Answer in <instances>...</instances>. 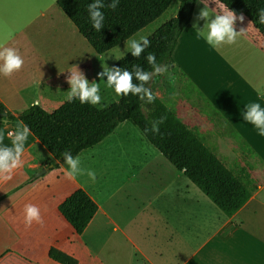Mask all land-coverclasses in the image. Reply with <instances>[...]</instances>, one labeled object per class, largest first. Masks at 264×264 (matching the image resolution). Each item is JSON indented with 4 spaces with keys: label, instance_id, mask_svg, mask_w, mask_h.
Here are the masks:
<instances>
[{
    "label": "crops",
    "instance_id": "obj_1",
    "mask_svg": "<svg viewBox=\"0 0 264 264\" xmlns=\"http://www.w3.org/2000/svg\"><path fill=\"white\" fill-rule=\"evenodd\" d=\"M58 1L0 0V50L13 48L24 59L20 71L10 77L0 76V101L16 117L33 106L55 112L69 101L70 71L78 68L89 84L99 86L107 77L105 68L111 69L130 53L126 42L106 53L117 52L116 62L101 67L102 55L83 38ZM174 6L175 11L160 27L176 17L180 8L177 1L165 15ZM204 9L209 10L208 19L200 17ZM217 14L206 3H197L191 24L173 54L175 66L186 78L180 81L170 72L165 77L174 87L183 86L187 95L193 91L238 139H222L210 132L201 138L229 170L258 189L249 202L233 217H227L129 119L115 132L131 123L147 149L128 156L130 171L125 173L134 191L125 192L124 199L132 200L122 203L120 197L116 201L123 187L119 192L110 189L108 201L100 204L92 183L81 184L74 175L68 176L72 173L69 163H57L58 167L52 164L51 154L21 122L0 119V148H11L18 135L26 137L21 166L0 175V264H59L49 257L53 248L78 264H105L107 250L108 264H119L114 252L120 245L130 252L123 264H264V137L244 120L246 105L259 102L264 107L259 95L264 92V37L244 17L243 22L237 19L235 29L246 33L233 45L212 49L197 34H203ZM158 27L151 31L147 27L131 39H148ZM162 70L153 75L150 90L165 103L170 95L164 97L162 88L170 90ZM169 98L177 106L165 104L185 123L179 116V101L174 96ZM115 99L118 102L120 97ZM228 142L240 144L238 149L248 156L247 162L241 161L240 152L228 149ZM111 144V140H105L99 145L107 148ZM85 152L73 160L77 170L84 167L78 160ZM66 179L75 186H64ZM78 189L87 192L99 207L80 236L58 210ZM27 204L40 209L41 223L25 226L23 210ZM136 222L141 224L139 230L133 228Z\"/></svg>",
    "mask_w": 264,
    "mask_h": 264
},
{
    "label": "trees",
    "instance_id": "obj_2",
    "mask_svg": "<svg viewBox=\"0 0 264 264\" xmlns=\"http://www.w3.org/2000/svg\"><path fill=\"white\" fill-rule=\"evenodd\" d=\"M174 1L180 3L176 17L150 36L147 46L141 45L144 50L138 57L130 52L111 68L131 73L133 85L143 86L154 99L149 101L143 93H129L127 96L119 95L118 102L100 109L93 102L82 103L79 97L74 96L53 113L33 106L18 117L0 101V119L21 122L51 154L52 164L55 165L68 163L69 158L75 160L83 152L105 141L120 124L132 119L149 142L231 218L258 189L248 179L229 170L201 137L154 95L150 82L153 75L162 69L177 75L180 81L186 78L175 66L173 54L181 35L191 24L199 1L219 14L218 7L223 4L237 17L242 15L247 18L264 37V25L259 23L258 15L259 10L264 9V0H59L58 6L92 49L98 55H104L161 18ZM94 3L101 5L97 10L104 17L99 30L94 27L89 12V6ZM113 3H116L115 8ZM149 54L154 55V63L148 61ZM137 71L149 73V81L136 79ZM58 210L75 234L80 236L98 213L99 207L87 192L78 189ZM49 257L59 264H78L75 259L54 248L50 250Z\"/></svg>",
    "mask_w": 264,
    "mask_h": 264
},
{
    "label": "rangeland",
    "instance_id": "obj_3",
    "mask_svg": "<svg viewBox=\"0 0 264 264\" xmlns=\"http://www.w3.org/2000/svg\"><path fill=\"white\" fill-rule=\"evenodd\" d=\"M218 8L220 11H222L220 7ZM174 9L175 6L172 8V10H170L169 14H163L161 18L149 25L148 31L157 28L159 25L161 26V22L166 20L167 17L171 15L173 11H175ZM117 55V52L114 54L102 55V60H100V66L104 67L106 65L114 64V62H116L117 60ZM162 73L164 74L165 78L164 83L170 90V92H166L165 89L162 88L160 85L163 90L162 95L165 97L166 93H168L170 95L169 97L174 96V99H177L179 101V116L184 117L185 123L192 127L193 130L201 136V138H206L207 132H210L213 133L216 137L222 139L234 137L235 141L238 140L237 138H235V136H233L231 131L227 129L218 120V118L215 117L212 109L209 108L193 91L189 90V93L187 95L183 91V86L180 87L176 85L174 87L170 80H166L165 75L168 77L170 74L168 71L163 69ZM107 83L108 76L104 79L102 84L99 85L100 87L97 93L99 99L94 103L100 109L107 108L111 104L116 103L115 97H117V95L114 93L113 90L108 89L104 86ZM150 83H153V78L151 79ZM180 89L183 92H180ZM183 93L184 96L181 95ZM169 97L166 98L167 100L165 99L164 102L169 107L174 108L175 105L177 106V104L173 103L172 98ZM139 137L140 136L135 131L132 124L128 122L124 126H122L120 130H118L117 132L112 134V136L106 139L112 141L111 145L106 146L107 148L103 147L102 144L101 146L99 145L94 149L86 151V154L84 156H81L78 161L80 165L84 166L82 167V169L77 170V167L73 169L72 165H69L68 169H70L72 173L74 172V176L76 177L79 183H92L94 190L99 194V196L97 197L98 200L99 198L101 199L99 200L100 204L108 201V191L110 189V191L119 192L123 189V187L124 190L122 191L121 195L117 196L116 201H119L121 197L122 203H127L130 201L131 198L129 197L124 199L125 192L130 193L134 191L133 189H131V185L127 182V178L129 175H126L125 173V170L130 171V167L128 166V156L131 157V155H136L147 151V149L142 145V142ZM228 143L229 150H233L234 153L240 152L242 154L240 149H238L240 148V144H232V142ZM240 158L242 162H247L248 156L246 157L242 154ZM251 160L254 163H257L256 161H254V159ZM64 186H69L70 188H72L75 186V184L69 179H66ZM110 194L113 195L112 192ZM138 223L139 222L132 224L135 230H139L141 228V224L138 225ZM114 253H116V260L119 262V264H123V262L127 260L130 255L129 250L126 249L123 245L118 246L116 252ZM108 254L109 253L106 250L105 255H103L105 264H108L109 261ZM111 257L114 256L111 255ZM89 264H92V262L89 261Z\"/></svg>",
    "mask_w": 264,
    "mask_h": 264
},
{
    "label": "clouds",
    "instance_id": "obj_4",
    "mask_svg": "<svg viewBox=\"0 0 264 264\" xmlns=\"http://www.w3.org/2000/svg\"><path fill=\"white\" fill-rule=\"evenodd\" d=\"M100 6L99 3H94L89 6L90 15L94 27L97 30L100 29L101 22L104 19L101 12L97 10ZM112 7L115 8L116 3H113ZM219 7L222 9V14H217L214 20L206 24V29L203 34H197V38L203 39L212 49L219 48L222 44L233 45L236 43L238 37L246 33L243 29L240 32H237L235 29L237 19L243 22L244 17L242 15L238 18L233 11L228 10L223 4H220ZM209 15L208 9L200 12L202 19H208ZM258 15L259 23L264 25V9H260ZM148 44L149 40L147 38H141L140 40L130 39L127 41V50L133 56L138 57L144 50L141 45L147 46ZM147 59L150 63H154L155 61V57L152 54H149ZM23 65L24 59L15 49L4 48L0 50V76L10 77L12 74L20 71ZM70 72L71 75L68 82L71 85V90L67 93V99L70 101L74 96H77L82 103L88 101L95 103L99 99L97 93L100 86L96 83L89 84L78 68ZM104 74L108 76V83L104 86L113 90L116 95L127 96L129 93H143L149 97V101L154 99L143 86L137 87L133 85V75L127 71L121 72L120 69L105 68ZM135 77L139 81L147 82L150 79V74L137 71ZM259 95L261 99H264V92H261ZM246 107L247 111L244 113V120L257 130L259 136L264 137V107L259 102H252L246 105ZM25 139L26 137L24 135H18L13 141L11 148H0V175L10 174L14 169L21 166V155L24 151L23 142ZM67 162L72 165L73 169L76 168V161L69 158ZM72 175H74V172L68 173V176ZM5 178H10V176H5ZM23 212L26 227H30L33 222L41 223L40 209L35 205H25Z\"/></svg>",
    "mask_w": 264,
    "mask_h": 264
},
{
    "label": "water",
    "instance_id": "obj_5",
    "mask_svg": "<svg viewBox=\"0 0 264 264\" xmlns=\"http://www.w3.org/2000/svg\"><path fill=\"white\" fill-rule=\"evenodd\" d=\"M46 173V170H44L42 173H41V175H44Z\"/></svg>",
    "mask_w": 264,
    "mask_h": 264
}]
</instances>
